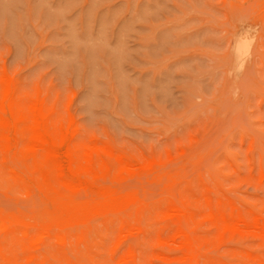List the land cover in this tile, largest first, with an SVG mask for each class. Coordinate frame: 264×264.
<instances>
[{"label": "rangeland", "instance_id": "1", "mask_svg": "<svg viewBox=\"0 0 264 264\" xmlns=\"http://www.w3.org/2000/svg\"><path fill=\"white\" fill-rule=\"evenodd\" d=\"M2 84L15 107L32 106L64 131L77 155L122 167L124 178L106 184L144 202L151 230L171 205L206 215L209 199L243 218L209 255L264 264V231L253 225H264V0H0ZM2 174L0 214L43 224L42 199ZM109 220L108 228L95 224L99 246L80 247L83 264H114L108 248L118 221ZM154 234L128 264H182L181 240L166 233L156 245Z\"/></svg>", "mask_w": 264, "mask_h": 264}, {"label": "bare ground", "instance_id": "2", "mask_svg": "<svg viewBox=\"0 0 264 264\" xmlns=\"http://www.w3.org/2000/svg\"><path fill=\"white\" fill-rule=\"evenodd\" d=\"M36 111L32 106L27 111L15 107L10 88L6 84L0 86L2 176L14 182L25 196L40 197L46 204L48 214L40 225L21 222L14 214H0L2 264H83L84 254L80 247L83 245L90 249L99 246L95 239L98 232L95 224L101 223L108 228L111 225L109 218L118 221L115 237L108 248L114 264L133 261L136 246L154 232L152 240L156 245L161 243L166 233L171 243L181 240L188 250L187 255L177 259L182 264H247L241 260L225 262L209 255L211 248L215 247V241L220 246L226 241L230 230L243 228L239 227L243 224V218L236 214L234 207L228 212L222 205L216 207L207 199L209 211L202 216L191 209L171 205L158 215L162 216V222L153 231L144 221L147 217L145 214L149 212L144 202L122 187L106 184L108 180L123 179V168L98 158L90 151L77 155L71 149L73 147L69 144L67 134L51 129ZM67 193L69 196L82 193L84 200L79 204L67 203L64 198ZM170 216H178L180 224L173 226ZM198 217L209 221L217 230L216 235L211 237L204 231L205 226L199 224ZM253 225L264 231V225L258 218H254ZM127 242L132 243L123 251L122 247ZM11 244H14L19 256L12 254ZM44 244L51 245L55 251L46 250ZM153 255L154 258L158 256L156 252ZM91 257V260L96 258Z\"/></svg>", "mask_w": 264, "mask_h": 264}]
</instances>
